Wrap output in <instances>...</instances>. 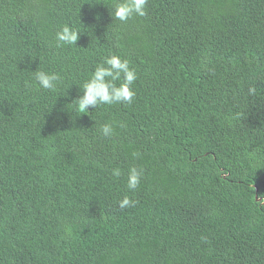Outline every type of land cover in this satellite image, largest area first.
<instances>
[{
  "label": "trees",
  "instance_id": "obj_1",
  "mask_svg": "<svg viewBox=\"0 0 264 264\" xmlns=\"http://www.w3.org/2000/svg\"><path fill=\"white\" fill-rule=\"evenodd\" d=\"M113 3L0 0V264H264V0H148L126 23ZM113 53L133 102L80 114Z\"/></svg>",
  "mask_w": 264,
  "mask_h": 264
},
{
  "label": "clouds",
  "instance_id": "obj_2",
  "mask_svg": "<svg viewBox=\"0 0 264 264\" xmlns=\"http://www.w3.org/2000/svg\"><path fill=\"white\" fill-rule=\"evenodd\" d=\"M147 2L148 0H114L113 7L109 9V14L112 19L126 23L133 17H144L147 14ZM80 34L81 31L78 28L63 24L55 34L56 46L77 45ZM34 80L42 89L56 90L62 81V77L59 73L40 69L34 71ZM136 80L137 72L135 68L130 66L129 59L115 53L107 55L96 64L82 86L78 85L81 94L69 103H72L74 110L80 114L88 113L90 108L94 109L100 105L131 104L136 96L133 87ZM118 81L119 83H117ZM81 87L82 91L80 90ZM249 92L254 94L255 88H249ZM98 131L104 137L112 136L114 134L113 123L100 124ZM138 156V152L133 153V157ZM112 175L120 177L122 175L121 169L118 167L112 169ZM142 176L143 168L135 165L130 166L126 179L127 188L135 191L140 185ZM133 204L134 201L128 195H124L118 201L120 209L131 207Z\"/></svg>",
  "mask_w": 264,
  "mask_h": 264
}]
</instances>
